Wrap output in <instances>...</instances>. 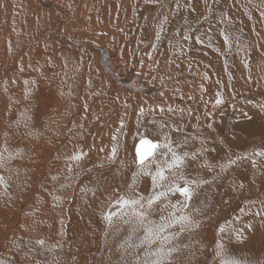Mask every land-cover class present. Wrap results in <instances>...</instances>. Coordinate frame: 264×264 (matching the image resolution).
Here are the masks:
<instances>
[{"label":"rangeland","instance_id":"rangeland-1","mask_svg":"<svg viewBox=\"0 0 264 264\" xmlns=\"http://www.w3.org/2000/svg\"><path fill=\"white\" fill-rule=\"evenodd\" d=\"M261 11L264 0H0V151L14 154L0 167V261L142 258L122 247L130 226L117 201L132 194L133 144L147 133L188 153V179L209 181L195 188L186 211L198 227L175 242L173 264H220L218 241L264 264ZM105 62L147 91L130 92ZM135 183L151 189L148 176Z\"/></svg>","mask_w":264,"mask_h":264},{"label":"snow or ice","instance_id":"snow-or-ice-1","mask_svg":"<svg viewBox=\"0 0 264 264\" xmlns=\"http://www.w3.org/2000/svg\"><path fill=\"white\" fill-rule=\"evenodd\" d=\"M147 3H157L158 0H146ZM261 18L264 19V11H261ZM225 45L231 41L227 35H224ZM159 38V33H157ZM185 34L184 39H187ZM199 43L200 41L197 40ZM247 67V65H245ZM217 104L221 103L217 99ZM211 127V125H209ZM163 135V142H157L149 138L147 133H139L138 141L133 144L135 152V164L137 170L133 173V184L129 185L131 195L121 196L117 201V205L122 210L121 215L128 216L126 223L130 226V232L122 247L126 251H136L143 249V257L135 256L133 264H173L174 254H178L180 247L178 243L179 237L185 231H190L194 227H198V222L192 218V213L186 211L189 209L190 201L194 195L195 188L200 187L206 180H190L183 172L185 158L188 153L178 154L167 135ZM115 140L116 138L113 137ZM5 148L0 151V167L5 166L7 160L14 158L13 153H9L7 157L3 155ZM113 147V154H115ZM201 151H207L202 149ZM15 155H22L19 151ZM84 154H76L71 157L74 161H79ZM253 155L264 156V152H255ZM235 161L229 160L227 164L220 166V171H225ZM153 165L155 169L153 170ZM255 166V162H253ZM205 166L211 169V166L205 162ZM71 170V169H69ZM140 176H148L151 179V189L147 195H142L135 191L136 181ZM0 187H7L4 178L0 177ZM179 193L183 199L172 203L170 196ZM131 209L128 212L126 209ZM159 208V220L151 218L153 212ZM196 214L201 213V209L195 210ZM166 213V214H165ZM115 212H108L103 219L110 222ZM259 215V214H258ZM178 230L174 231L173 229ZM142 235H137L141 233ZM43 241H37V244L43 245ZM216 255L220 264H250L248 261H242L230 257L224 245L217 242ZM0 264H4L0 261Z\"/></svg>","mask_w":264,"mask_h":264},{"label":"bare ground","instance_id":"bare-ground-1","mask_svg":"<svg viewBox=\"0 0 264 264\" xmlns=\"http://www.w3.org/2000/svg\"><path fill=\"white\" fill-rule=\"evenodd\" d=\"M106 63V62H105ZM109 65V64H108ZM113 65V64H112ZM111 67V66H110ZM104 68H105V70H106V72L107 71H111V74H113V77H115V80L118 82V83H123V84H130L129 86L132 88V89H130L131 91L130 92H133L134 90H139V91H142V92H146L147 91V88L145 89L143 86H138L137 84H136V81H131V78L130 79H128V80H124V79H122L121 81L120 80H118V78L116 77V75H115V71H114V69H113V71L112 70H110L108 67H107V63L105 64V66H104ZM112 68V67H111ZM108 73V72H107ZM135 79L137 78V77H134ZM123 81V82H122ZM125 87V86H124ZM133 90V91H132ZM123 91V90H122ZM126 91H128L127 89H126ZM126 93V92H125ZM217 100V99H216ZM181 101V100H180Z\"/></svg>","mask_w":264,"mask_h":264},{"label":"water","instance_id":"water-1","mask_svg":"<svg viewBox=\"0 0 264 264\" xmlns=\"http://www.w3.org/2000/svg\"><path fill=\"white\" fill-rule=\"evenodd\" d=\"M134 154H135V152H134Z\"/></svg>","mask_w":264,"mask_h":264}]
</instances>
